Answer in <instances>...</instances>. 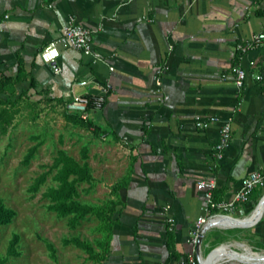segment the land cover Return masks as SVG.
<instances>
[{
  "label": "crops",
  "instance_id": "0c3cea01",
  "mask_svg": "<svg viewBox=\"0 0 264 264\" xmlns=\"http://www.w3.org/2000/svg\"><path fill=\"white\" fill-rule=\"evenodd\" d=\"M70 15L92 30L93 53L60 43L56 62H44L42 49ZM263 27L264 0H0V60L16 62L12 72L20 59L35 88L64 103L112 85L104 105L88 109L94 125L83 145L96 180L81 195L99 189L107 194L95 204L116 201L110 231L88 217L99 220L92 242L107 241L99 264H178L192 253L201 264L212 245L240 241L264 249V212L252 226L209 223L197 251L190 240L207 204L200 180L215 179L214 199L226 200L251 171L264 170V45L237 49ZM162 65L167 100L155 93ZM239 66L250 72L243 88L234 81ZM198 119L209 127H198ZM226 123L231 139L217 150ZM263 194L257 187L230 217H247Z\"/></svg>",
  "mask_w": 264,
  "mask_h": 264
},
{
  "label": "rangeland",
  "instance_id": "374dc122",
  "mask_svg": "<svg viewBox=\"0 0 264 264\" xmlns=\"http://www.w3.org/2000/svg\"><path fill=\"white\" fill-rule=\"evenodd\" d=\"M15 63L4 62L0 64V68L10 74L11 66ZM27 85H10L6 93H10L12 88H16L18 93L22 88H27ZM5 105L0 103V109ZM8 106L14 111V117L8 123L7 131L0 132V197L7 206L14 208L17 214L11 223L0 226V264H99L89 259L84 250L63 243L64 238L74 235L93 241L99 235L94 232L99 220L86 218L77 228H72L69 218H60L48 208L50 200L43 195L49 187L57 184L53 178L56 169H52V165L58 151L65 149L81 159V149L89 137V129L66 117L64 101L56 100L49 93L37 88L29 89L15 105ZM34 146L37 150L26 162V156ZM94 167L98 173L97 165ZM44 172L49 173L46 182L37 192L32 191V184ZM105 194L107 192L97 189L95 195L82 194L80 199L95 204L105 197ZM254 208L255 206L251 208L246 218L252 215ZM14 233L20 236L18 249L21 254L8 256L10 240ZM237 236L246 237L241 233ZM240 242L241 244L237 243L236 247L232 248L240 252H245L247 247L258 253L264 251L245 245L244 241ZM49 244L54 247L55 257ZM219 245L214 244L207 248L203 256L206 257ZM225 259L236 264H245L237 259Z\"/></svg>",
  "mask_w": 264,
  "mask_h": 264
},
{
  "label": "trees",
  "instance_id": "16d2710c",
  "mask_svg": "<svg viewBox=\"0 0 264 264\" xmlns=\"http://www.w3.org/2000/svg\"><path fill=\"white\" fill-rule=\"evenodd\" d=\"M3 62V60H0V64ZM17 62L18 66L16 72L6 74L0 68V103L6 104L0 109L1 133L7 131V125L14 117V111H11V107H9L8 104L15 105L29 89L37 86L36 79L34 77H28L23 62H21L20 59H18ZM25 81L29 83L27 88H22L18 93L16 92V88V90L12 88L10 93H6V89L10 87V85L15 86ZM58 100L63 101L60 99ZM65 112L66 117L76 124L86 128H90L94 125L88 118H84L79 113L68 112L67 110ZM36 150V146L31 148L26 156V162L30 160ZM88 157L89 149L86 146L81 149V159H77L65 149H60L52 165V169H56L53 178L57 184L56 186L49 187L43 195L50 200L48 208L56 212L60 218H69V223L72 228H77L82 220L88 218L90 215H96L101 221L102 228L110 231L114 214V209L111 206H115L116 201L108 200L103 204H91L80 199L81 193L89 192L96 180L87 161ZM48 174V172L40 174L32 184L31 190L37 192L46 182ZM83 183H88L90 186L82 188L81 186ZM121 186H123V184L119 183L113 189L116 190L117 188H121ZM16 214V210L7 206L3 198L0 197V226L11 223ZM19 240V234L14 233L13 238L10 240L8 256H18L21 254L18 249ZM106 242V240L92 242L77 235L63 239L65 245H74L84 250L88 254L89 259L98 263L106 259L109 254L108 248L105 247ZM49 247L53 251L55 257L53 245L49 244ZM97 247H100V250H98Z\"/></svg>",
  "mask_w": 264,
  "mask_h": 264
},
{
  "label": "built area",
  "instance_id": "2783aa9c",
  "mask_svg": "<svg viewBox=\"0 0 264 264\" xmlns=\"http://www.w3.org/2000/svg\"><path fill=\"white\" fill-rule=\"evenodd\" d=\"M66 44L74 49L82 51L86 54H92L94 48L92 30L78 22L74 15H70L62 34L50 41L41 51V58L46 63H55L60 56L59 44ZM264 45V27L252 37L246 38L237 44V49L241 53H246L249 50L261 47ZM113 68V67H112ZM168 69L167 65L158 67L155 71L154 79L156 82L155 93L159 99L167 100L168 95L163 93V73ZM250 76L248 69L244 67H237L234 76L235 84L238 88H243ZM255 78L258 80L263 79L262 74H256ZM112 85L107 83L100 94L94 96H82L78 95L68 100L66 110L68 112L79 113L84 118L88 117L89 107L100 109L106 100V96L110 91ZM211 121L198 119L196 122L198 127L207 128ZM221 140L216 145L217 150L224 149L231 139V124L226 123L221 129ZM199 184L205 187L206 207L205 214L198 217L195 222L194 228L191 232L190 240L194 245V251L199 250L201 243V235L205 232L206 226L213 220L230 216L240 205L247 203L252 196L253 191L260 186H264V170L251 171L246 175L242 181L239 189L234 193L231 199L216 200L214 199V189L217 186L215 179H202ZM170 206L164 207V213L167 214L166 219L169 224V229L173 230L175 226V218L168 214ZM178 264H198V260L194 253L188 255L186 260L180 261Z\"/></svg>",
  "mask_w": 264,
  "mask_h": 264
},
{
  "label": "bare ground",
  "instance_id": "6f19581e",
  "mask_svg": "<svg viewBox=\"0 0 264 264\" xmlns=\"http://www.w3.org/2000/svg\"><path fill=\"white\" fill-rule=\"evenodd\" d=\"M257 216H258V212H255V213H252V215H250L248 218H245V219L228 220L230 218H223V219H216V220L210 222V224L211 223L221 224V225H228V224H232V223H234V224L235 223L246 224V223H250L251 221H253ZM224 258L237 259V260H240V262L246 261V262H250V263L257 262V263L263 264L264 263V251L262 253H255L247 247L245 252L235 253L230 248L225 246L223 248L216 250L212 254V256L210 257L209 261L217 263L219 260L224 259ZM207 263L208 262H205V264H207Z\"/></svg>",
  "mask_w": 264,
  "mask_h": 264
},
{
  "label": "water",
  "instance_id": "95a60500",
  "mask_svg": "<svg viewBox=\"0 0 264 264\" xmlns=\"http://www.w3.org/2000/svg\"><path fill=\"white\" fill-rule=\"evenodd\" d=\"M253 213L255 212H258V216L253 220L251 221L250 223H246V224H239V223H233L231 226H252V225H255L262 217L263 215V212H264V194L262 195V197L260 198V200L258 201L257 205L255 206V208L253 209L252 211ZM224 218H230V219H237V218H233V217H230V216H226ZM246 218V217H245ZM215 224V223H214ZM209 225V224H208ZM208 225L206 226V228L208 227ZM205 228V229H206ZM204 233L201 235V238H200V243L202 242V237H203ZM228 247L230 248L232 251H234L235 253H242L232 247H230L228 244H220L219 246L215 247L214 249H212L208 255L204 258L201 259V264H205V262H208L207 264H215L216 262H211L209 261L210 257L212 256V254L220 249V248H223V247ZM254 252V251H253ZM255 253H258V252H255ZM245 264H260V263H250V262H246L244 261ZM264 264V263H263Z\"/></svg>",
  "mask_w": 264,
  "mask_h": 264
}]
</instances>
